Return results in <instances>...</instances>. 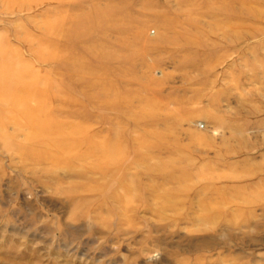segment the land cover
<instances>
[{"label":"rangeland","instance_id":"374dc122","mask_svg":"<svg viewBox=\"0 0 264 264\" xmlns=\"http://www.w3.org/2000/svg\"><path fill=\"white\" fill-rule=\"evenodd\" d=\"M0 264H264V0H0Z\"/></svg>","mask_w":264,"mask_h":264}]
</instances>
